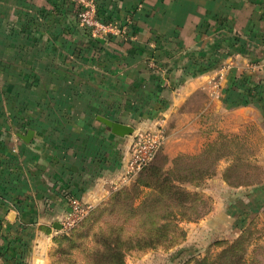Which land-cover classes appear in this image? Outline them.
<instances>
[{
  "label": "crops",
  "instance_id": "1",
  "mask_svg": "<svg viewBox=\"0 0 264 264\" xmlns=\"http://www.w3.org/2000/svg\"><path fill=\"white\" fill-rule=\"evenodd\" d=\"M91 1L130 36L92 38L76 0H0V264H49L70 199L104 203L139 133L162 127L179 154L198 131L201 148L236 78L264 90V0ZM100 118L143 125L119 137Z\"/></svg>",
  "mask_w": 264,
  "mask_h": 264
},
{
  "label": "rangeland",
  "instance_id": "2",
  "mask_svg": "<svg viewBox=\"0 0 264 264\" xmlns=\"http://www.w3.org/2000/svg\"><path fill=\"white\" fill-rule=\"evenodd\" d=\"M258 77L254 71L235 79V85L240 84L242 92L233 99L232 106H235L231 113L223 115L207 111L203 115L205 125L199 130L210 136L204 138L201 148H197L201 140L195 137L198 131H186L187 152L177 154L179 141L168 145L165 132L159 126L158 132L162 133L164 141L154 159L134 175L125 174L123 182L104 203L90 208L70 230L55 235L49 264L71 261L85 264L82 245H90L91 238L81 237L78 241L71 236L88 223L92 225L95 219H99L95 225L109 222L122 225L127 234L134 233L138 217H130L124 202L115 205L113 193L120 191L130 196L122 200L138 197L136 205H140L152 192L151 188H144L143 174L155 165L167 172L174 171L172 177L178 178L177 186L192 199L196 198L199 209L198 212L187 209L183 216L178 215L180 230L174 246L129 253L125 264H264V205L260 206V201L264 200V187L257 186L264 180V96L256 93L259 89L255 90L258 85L253 82L258 81ZM239 102L245 106H239ZM130 125L139 127L143 124ZM208 126L215 128L207 130ZM191 166L198 171L193 183L181 177L187 175ZM218 202V210L210 217ZM237 243L238 246H234ZM229 247L231 250L225 254Z\"/></svg>",
  "mask_w": 264,
  "mask_h": 264
},
{
  "label": "trees",
  "instance_id": "3",
  "mask_svg": "<svg viewBox=\"0 0 264 264\" xmlns=\"http://www.w3.org/2000/svg\"><path fill=\"white\" fill-rule=\"evenodd\" d=\"M78 11L79 8L77 9V19ZM97 14L99 19L104 22L118 21L117 19H107L103 12L98 10ZM129 30V34H131L134 30L133 26ZM256 93L259 96H264L262 91ZM175 171L178 172L180 169H175ZM173 173L174 171L167 172L160 166L149 167L143 174L141 182L146 181L144 188L149 190L151 188L152 192L138 206L136 205L138 197L122 200L123 198H130V196H126L125 193H120V191L113 193L115 205L124 202L130 217H138L136 221L137 229L134 233L127 234L122 225H111L112 223L109 222H105L102 226L95 225L99 221V219H95L93 221L94 225L88 223L74 235L72 234L71 237H75L78 241L81 237L83 239L85 237L91 238L90 245L87 244L86 246L84 243L82 245L86 255L85 264H125V258L129 253L156 250L158 247L165 245L174 246L177 232L180 230L177 225L178 215L183 216V211L187 209L198 212L199 204L196 198L192 199L189 193L184 192L177 186L176 180L178 178L172 177ZM186 173L187 175L181 177L189 183H193L196 180L195 176L198 171L194 166H191ZM65 239L70 240L72 238L65 237ZM238 244L234 246H238ZM72 246H75L73 241ZM231 247L225 251V254L231 250ZM68 264L81 263L71 261ZM200 264L208 263L202 262Z\"/></svg>",
  "mask_w": 264,
  "mask_h": 264
},
{
  "label": "built area",
  "instance_id": "4",
  "mask_svg": "<svg viewBox=\"0 0 264 264\" xmlns=\"http://www.w3.org/2000/svg\"><path fill=\"white\" fill-rule=\"evenodd\" d=\"M78 3V20L80 25L87 29L92 38H108L117 36L127 38L130 36L131 23L111 21L104 22L99 19L97 8L91 0H76ZM164 137L161 132L141 133L137 136L132 147L130 160L126 165L127 176H132L136 171H140L156 156L159 148L163 144ZM87 206L78 198H71L69 201V210L65 216L62 230H70L75 223L84 217L88 210Z\"/></svg>",
  "mask_w": 264,
  "mask_h": 264
},
{
  "label": "water",
  "instance_id": "5",
  "mask_svg": "<svg viewBox=\"0 0 264 264\" xmlns=\"http://www.w3.org/2000/svg\"><path fill=\"white\" fill-rule=\"evenodd\" d=\"M97 41L99 42H103L102 39H97ZM100 121L107 127L110 129V131L119 137H126V136H132L135 133V129L133 126L131 125H126V124H122V123H118V122H113L104 118H100ZM34 136V132L33 131H29L27 133V136L22 137V139L26 142H30L31 139ZM58 231H62L63 226L62 225H58L55 227Z\"/></svg>",
  "mask_w": 264,
  "mask_h": 264
}]
</instances>
